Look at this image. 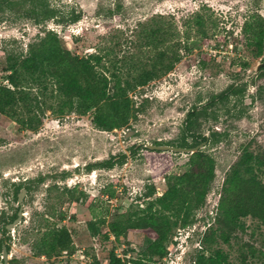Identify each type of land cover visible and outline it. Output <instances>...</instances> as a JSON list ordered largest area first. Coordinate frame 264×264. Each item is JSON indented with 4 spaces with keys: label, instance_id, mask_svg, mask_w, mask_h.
<instances>
[{
    "label": "rangeland",
    "instance_id": "374dc122",
    "mask_svg": "<svg viewBox=\"0 0 264 264\" xmlns=\"http://www.w3.org/2000/svg\"><path fill=\"white\" fill-rule=\"evenodd\" d=\"M14 1L18 2L14 11L0 13L1 68L9 56L25 58L29 46L49 30L57 32L63 45L79 57L116 47L118 61L125 57L129 63L128 78L143 71L135 70L134 64L152 62L158 51L173 50L177 41L182 44V60L171 73L131 93L142 111L121 130L96 129L93 112L59 117L47 111L35 132L19 130L11 119L0 115V241L10 246L9 264L13 260L15 264H112L113 256L122 264L140 260L151 238L143 232L115 238L110 223L147 210L165 194L168 176L190 169L191 154L146 149L132 154L131 148L193 144L191 138L189 144L181 142L187 114L231 85L245 91L217 103L197 122V133L222 135L220 142H203L201 149L215 162L206 203L193 213L192 225L173 231L168 254L156 264H193L206 246L223 251L230 264H264V226L250 217L243 220L244 230L230 243L219 239L202 244L207 230L220 228L217 215L223 185L242 151L264 159V70L256 72L264 63V48L256 56L244 31L246 22L258 16L264 20V0H46L56 10L57 19L45 24L25 16L30 4ZM76 15H81L80 21L71 23ZM158 29L164 36L162 45L159 38H151ZM6 76L1 74V84L7 85ZM43 100L56 105L50 93ZM122 154L128 156L123 165L86 170L89 164ZM260 179L264 183V168ZM20 183L32 187L23 201L24 217L5 234L3 212L10 216L20 209L13 196H7L8 202L5 194ZM42 216L45 221L40 224ZM91 222L100 232L95 237L89 229ZM53 226L71 232L73 255L48 259L34 251L41 234ZM0 264H4L1 250Z\"/></svg>",
    "mask_w": 264,
    "mask_h": 264
},
{
    "label": "trees",
    "instance_id": "16d2710c",
    "mask_svg": "<svg viewBox=\"0 0 264 264\" xmlns=\"http://www.w3.org/2000/svg\"><path fill=\"white\" fill-rule=\"evenodd\" d=\"M23 3L30 4L29 9L24 13L36 24L56 21V10L50 7L48 1L22 0ZM16 5L18 2L14 0H0V13L14 11ZM80 19L81 15H76L71 23H76ZM263 21L258 16L254 22L250 20L245 24L244 31L249 36L250 44L254 45L256 56L263 53ZM162 37L164 36L160 29L151 34V38L157 41L159 38L158 42L161 45L165 43ZM174 45L171 51H158L152 62L134 64L132 67L135 70L143 71L135 78L133 76L128 78L129 74L126 70L129 63L125 57L118 61L116 47L79 57L63 45L57 32L46 31L42 38L29 46L25 58L9 56L6 65L0 67V77L2 73H7V85L0 83V115L11 119L19 130L35 132L43 125L47 111L59 117L66 113L86 116L93 112L92 123L96 129L105 132L121 130L137 119L138 113L142 111V108L136 107L131 93L171 73L181 62L182 44L177 41ZM119 63H121L120 67H118ZM261 70H264V66ZM244 91V88L231 85L203 104L201 108L191 110L184 122L181 142L189 144L187 139L191 138L194 143L181 147L194 148L203 142L213 144L220 142L222 135L218 132H213L211 136L197 133V122L217 103H224L230 97L240 95ZM48 93L51 99L56 100V105H48L43 100ZM140 149L149 150L135 145L131 148V153L135 154ZM149 151L162 153L157 150ZM127 158L126 154L111 156L98 164L87 165L86 170L90 172L96 169L111 170L117 165H123ZM189 163L190 169L187 172L168 176L165 194L152 202L147 210L130 214L124 219L118 218L110 223V233L115 238L129 232H143L151 238V244L135 264H156V261L164 259L168 254L167 242L172 237L173 231L178 226L185 228L192 225L195 221L193 213L205 205L211 183L215 178L214 159L200 150L190 155ZM263 168V158L246 149L242 151L228 172L223 185L217 215L220 228L207 230L202 237L203 247L219 239L224 243H230L236 238L237 232L244 230L243 220L246 218L256 219L264 226V183L260 179ZM41 181L43 178H40L39 182ZM23 188L27 193L32 189L31 186L23 183L13 184L12 192L5 194L7 201L10 202L7 196L12 195L13 200L18 203V194ZM151 194L152 192L148 195ZM155 205L158 207L153 211ZM2 215V232L7 234V226L18 218V211L10 216H7L6 212ZM44 217L39 220L40 224L45 221ZM120 217L125 216L121 214ZM89 229L93 237L100 233L95 222L89 224ZM104 237L109 239L108 234ZM3 246H6L10 253V246L1 240V252ZM207 249L206 246V249L202 248V251L198 252L193 264H230L228 256L223 251ZM34 251L50 259L59 257L63 253L73 255L76 248L73 236L66 227L53 226L41 234ZM12 262L15 264L17 260ZM111 262L122 264L115 256L112 257Z\"/></svg>",
    "mask_w": 264,
    "mask_h": 264
},
{
    "label": "water",
    "instance_id": "95a60500",
    "mask_svg": "<svg viewBox=\"0 0 264 264\" xmlns=\"http://www.w3.org/2000/svg\"><path fill=\"white\" fill-rule=\"evenodd\" d=\"M264 66V63L259 64L257 66L256 72H259L261 70V68ZM146 148H148L149 150H157V151H161V152H174V153H182V154H195L196 152H198L199 150H201L203 147H205V143L200 144L197 147L194 148H183V147H174V146H166V145H151V144H146L145 145ZM27 196V190L25 188H23L21 190V192L18 194V205L20 206L19 212H18V218L11 223L10 225L7 226L8 230H13L16 226H18L24 217V205H23V201L24 198ZM2 260L4 262V264H9V260H10V255L9 252L6 248V246H3V250H2Z\"/></svg>",
    "mask_w": 264,
    "mask_h": 264
},
{
    "label": "flooded vegetation",
    "instance_id": "af4514ba",
    "mask_svg": "<svg viewBox=\"0 0 264 264\" xmlns=\"http://www.w3.org/2000/svg\"><path fill=\"white\" fill-rule=\"evenodd\" d=\"M20 207V206H19ZM19 212V211H18ZM8 230V229H7ZM8 231H10V230H8Z\"/></svg>",
    "mask_w": 264,
    "mask_h": 264
},
{
    "label": "built area",
    "instance_id": "2783aa9c",
    "mask_svg": "<svg viewBox=\"0 0 264 264\" xmlns=\"http://www.w3.org/2000/svg\"><path fill=\"white\" fill-rule=\"evenodd\" d=\"M147 98V97H146Z\"/></svg>",
    "mask_w": 264,
    "mask_h": 264
}]
</instances>
